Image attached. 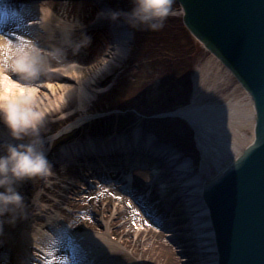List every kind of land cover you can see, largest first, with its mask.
Segmentation results:
<instances>
[{"label": "rangeland", "instance_id": "obj_1", "mask_svg": "<svg viewBox=\"0 0 264 264\" xmlns=\"http://www.w3.org/2000/svg\"><path fill=\"white\" fill-rule=\"evenodd\" d=\"M101 5L108 10L127 11L132 6V0H99V3L86 1L73 6H52L64 21H79L85 26L72 37L74 41L81 38L82 32L91 37L90 45L78 54L74 55L68 49L62 62L50 60L53 67L61 68L55 72L57 76L67 73L73 63L84 71L82 82L86 89L77 92L75 86L79 79L75 78L70 81L74 86L70 101L63 97L61 90L47 94L44 104L52 101L57 104L56 110L46 117L38 138L29 136L23 139H41L37 147L45 151L52 164V174L18 183L17 188L32 214L40 212L41 207L44 212L48 211L56 217L51 208L54 205L74 230L85 232L90 229L102 234L108 230L111 236L122 240L124 255L108 252L103 256L110 264H136V260H140L141 264H187L186 258L190 253H184L182 242L171 240L160 226L167 217L162 216L163 206L154 203L158 188L156 184L148 187L153 179L149 171L136 170L133 189L130 190L124 187L125 181L121 180L117 170L109 174L101 171L98 175L73 161L67 163L62 159L61 151L71 144L81 143L82 139H105L128 136L134 131L143 134L154 131L159 133V138L181 143L186 155L199 163L202 151L195 129L184 118L164 117L171 111L164 107L174 102L175 109L184 106L174 101V96H179L187 104L193 100L198 103L207 100L209 96L205 94L209 87L219 81L211 78L213 70L223 62L187 28L185 10L179 0H174V14L164 21L162 29L132 28L134 36L127 42L126 49L122 54L114 55L112 34L106 27L100 28L97 13L102 11ZM62 41L60 38L56 45L48 41L38 46L51 51L55 47H64ZM105 61L109 64L106 68L103 67ZM68 72L76 76V72L79 73L76 70ZM57 76L53 79L56 80ZM230 79L229 87L222 90L223 94L217 92V98L221 94L222 97L232 95L235 100L246 93L242 88L232 92L238 80L234 74ZM44 80L46 77L41 82L44 83ZM197 91H200L199 97L195 95ZM58 100L62 101L57 103ZM84 115H87L84 121L66 133H59L64 126ZM252 131L251 127L243 129L238 141L245 144L247 138H252ZM51 136L54 137L49 139ZM223 163L225 165L227 160L223 159ZM216 172L217 167L214 166L212 173L215 175ZM157 214L160 215L158 219L155 217ZM40 216L42 218L38 222L42 223L45 216ZM46 228L52 231L49 226ZM33 250L39 252L36 248ZM126 251L130 252L128 258ZM63 260H66V254Z\"/></svg>", "mask_w": 264, "mask_h": 264}, {"label": "bare ground", "instance_id": "obj_2", "mask_svg": "<svg viewBox=\"0 0 264 264\" xmlns=\"http://www.w3.org/2000/svg\"><path fill=\"white\" fill-rule=\"evenodd\" d=\"M86 1L99 3V0H0V33H4L10 39L27 36L41 46L48 41L55 44L60 38L63 39L61 28L66 27L69 22L59 17L52 6L55 7L56 4L73 6ZM179 1L183 6V2ZM5 3L10 4V7H5ZM101 9L108 10L103 5ZM183 9L185 10L184 7ZM184 22L190 32L223 62V65L219 64L213 70L211 78L219 81L210 84L208 93L205 94L209 96L207 100L200 103L193 100L191 104H187L188 102H183L179 96L176 98L174 96L173 100L184 106L175 109L174 102L169 107H164L171 110L164 117L184 118L195 129L202 151L200 162L197 163L193 157L187 156L181 148V143H175L173 139L169 142L165 138H159V133L154 131L147 134L134 131L123 137L82 139L81 143L65 147L61 154L67 163L73 161L89 171L94 170L98 175L101 171L109 174L117 170L121 180L125 181L124 187L130 190L133 189L131 186L135 181L136 170L149 171L153 179L148 187L156 184L158 188L154 203L163 206L162 216L167 217L160 226L167 231L165 235L171 240H175L176 243L182 242L184 253H190L186 258L187 264H222L218 234L213 222L215 219L210 207L211 194L208 193L207 186L214 185L226 173H231V170L241 163L240 156L245 150L259 144V109L254 92L226 62L213 43L194 32L185 17ZM102 27H106L112 34V53L122 54L127 42L134 36L132 28L123 20L113 23L100 18V28ZM78 30L81 29L73 32L72 37ZM106 66H109L108 61L104 62L103 67ZM69 69L68 71L76 70L80 74L76 72L78 76L71 75L67 71L57 76V73L52 72L46 76L44 83L41 82L44 77L35 82L44 88L40 90L42 91L40 97L44 98L49 92L61 90L63 97L70 101L69 96L74 93V86L70 81L75 78L79 79L78 85L75 86L77 92L84 91L86 89L85 83L82 82L84 71L76 67ZM222 71H225V77ZM233 74L238 80V85L232 92L239 88L246 91L242 98L235 100L232 95L222 97V90L229 87L228 82L231 81ZM55 75L56 80L53 79ZM217 92L222 93L221 97L217 98ZM195 95L199 97L200 91ZM61 101L58 100L57 103ZM61 105L64 106L62 103ZM45 106L48 114L57 108V104L52 101ZM86 118L87 115H84L76 119L60 129L59 133L68 132ZM246 127L252 128V138H247V142L241 144L238 139ZM33 140H13L6 128L0 124V142L4 144H27ZM223 159L227 160L225 165ZM214 166L217 167L215 175L212 173ZM51 208L56 217L48 211L44 212L41 207L40 212L32 214L30 206L25 204L23 209L16 211L14 223L8 222L9 216L0 218L4 220L0 229V264H61L66 261L70 264H110L103 258L106 253L118 252L124 255L122 240L111 236L108 230L103 234L90 229L85 232L76 231L60 215L61 210L58 207L52 205ZM40 215L45 216L42 223L38 222L42 218ZM155 217L158 219L160 215L157 214ZM175 225L176 227H173ZM48 226L52 231L47 230ZM34 248L39 252H34ZM126 254L127 258L130 257V252L126 251ZM134 263L141 264V261L136 260Z\"/></svg>", "mask_w": 264, "mask_h": 264}, {"label": "water", "instance_id": "obj_3", "mask_svg": "<svg viewBox=\"0 0 264 264\" xmlns=\"http://www.w3.org/2000/svg\"><path fill=\"white\" fill-rule=\"evenodd\" d=\"M181 2L187 24L213 43L255 94L259 144L207 187L221 263L264 264V0Z\"/></svg>", "mask_w": 264, "mask_h": 264}, {"label": "clouds", "instance_id": "obj_4", "mask_svg": "<svg viewBox=\"0 0 264 264\" xmlns=\"http://www.w3.org/2000/svg\"><path fill=\"white\" fill-rule=\"evenodd\" d=\"M173 3L174 0H132L127 11L109 9L97 16L113 23L123 20L137 30L159 31L164 21L174 14ZM4 6L10 7V4ZM83 27L79 21L62 27L64 47L51 51L42 49L30 37L10 39L0 33V124L13 140L39 137L48 109L44 104L47 97H40V88L35 82L61 70L53 67L50 60L62 62L68 49L75 55L90 45L91 37L86 33L82 32L78 41L72 39V33ZM69 66L76 67L74 63ZM38 143H41L39 139L27 144L0 142V218L9 216V223L15 222L16 211L25 206L17 184L52 174V164L45 151L37 147ZM3 223L0 219V229Z\"/></svg>", "mask_w": 264, "mask_h": 264}]
</instances>
